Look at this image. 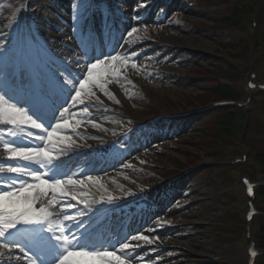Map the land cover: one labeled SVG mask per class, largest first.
<instances>
[{
	"label": "snow or ice",
	"instance_id": "snow-or-ice-1",
	"mask_svg": "<svg viewBox=\"0 0 264 264\" xmlns=\"http://www.w3.org/2000/svg\"><path fill=\"white\" fill-rule=\"evenodd\" d=\"M70 7L68 40L78 55H57L19 20L0 32V264H133L136 249L159 240L128 232L98 238L95 233L107 230L105 216L132 193L98 195L100 189L108 191L99 176L65 167L79 149L92 147L72 139L84 123L75 117L91 118L90 107L103 105L95 89L115 99L110 77L127 80L115 66L119 54L97 44L95 0H73ZM111 15L104 17L109 35L117 30ZM137 31L132 27L127 36ZM123 63L126 67L128 61ZM87 124L102 127L93 119Z\"/></svg>",
	"mask_w": 264,
	"mask_h": 264
},
{
	"label": "rangeland",
	"instance_id": "rangeland-1",
	"mask_svg": "<svg viewBox=\"0 0 264 264\" xmlns=\"http://www.w3.org/2000/svg\"><path fill=\"white\" fill-rule=\"evenodd\" d=\"M15 1L0 0L1 29L10 21V12L14 8ZM72 2L73 0H69L64 7L57 8L56 13L46 19L45 26L50 30L58 29L59 35H69L67 30L70 29V26L65 21L70 20ZM144 3H148V0H136L133 8L126 7V16L143 22L142 14L151 10V7H139ZM185 3L188 4L176 10L175 16L167 18L162 11H157L158 15L143 23V28L138 29L131 37L125 38L126 42L121 46V50L114 55L119 54L121 57L115 66L121 70L122 76H127V80L120 79L117 83L115 77H110L113 83L109 84L108 88L114 94L115 99L110 100L99 89H95L96 95L103 101V105L106 106V102L110 103V107L106 106L108 107L106 112L111 115L101 117L96 121L102 127L94 128L90 125H83V129H97L108 138L114 137L130 123L124 117L112 116L113 114L118 115L120 110H127L133 116L142 118L163 111H190L215 101L218 97L212 93V88L218 84L231 81H235L238 85L242 83L243 71L250 60L245 51L241 53L243 57L239 60L240 68L236 73L229 71L222 59L211 60V63L207 64L192 58L191 55L179 53L175 47L183 45V41L186 40L190 43L185 45L188 47L204 45L209 51L235 55L231 45L242 44L251 34L263 30V27L258 25L257 28H254L251 26V21H245L246 23L239 30L224 24L214 26L215 16H221L225 10L226 4L223 1L186 0ZM116 6L123 8L118 2ZM56 21H59L58 24ZM187 21H191V23L187 24ZM262 23H264V19L261 20L260 25ZM191 25L200 30L194 31ZM135 26L136 24L133 25V27ZM243 48L245 47L241 46V50ZM132 52L139 55L132 57ZM124 60L128 61L126 67L123 63ZM133 62L137 65L136 68L131 67ZM116 100L120 101L119 104L115 102ZM93 103L95 102L93 101ZM99 108L100 106L90 107L89 111L98 112ZM215 111L195 117V123L192 125L191 123H166L164 126L169 130L168 137L155 141L158 145L154 143L149 153L139 155L138 159L134 160L138 161L137 163L131 161L124 165L122 170L111 171L110 176L105 177L101 182L108 191L104 192L103 189H100L98 195L113 193L117 197H125L126 193L134 195L141 189L162 188V185H167L168 180L179 172L186 171L191 167L195 169L197 165L208 161L212 150L220 146L211 136L212 122L216 116L222 115L221 112L216 113ZM236 118L239 120V117ZM257 130L259 131L257 125L252 126L249 134L251 135ZM87 138L82 133L76 136L80 143H84ZM237 139H230L222 144L226 143V146L232 147ZM250 149L256 153L260 147L253 141ZM209 174L208 165H202L189 173V176L183 180L184 186L179 189L183 197L174 204L173 210H170L166 217L157 218V223L155 221L153 223L157 227L171 223L174 228L167 231L162 230L166 235L161 234L160 231V233L153 232L150 236V238L159 237V240L155 241V243H159L163 240V236L168 235L177 239L178 243L186 245L192 254L176 249L162 252L161 248L152 247L145 250L148 254L151 252L149 258L138 261L140 254L133 264L138 262L143 264H178L182 261L187 264H211L209 262L210 255L223 250L226 245L222 244L221 239L226 240L227 229L222 228L221 223L215 222L223 205L214 206L215 200H210L211 192L215 188L204 182ZM229 186L227 183L217 185L220 192L233 189ZM235 189L239 190L238 187ZM92 192L97 193L95 186L92 187ZM238 197L240 204L243 199L241 194ZM242 207L241 203L239 208L243 209ZM244 245L243 242L234 249L229 248L226 251L230 257L229 260L241 264V260L244 258Z\"/></svg>",
	"mask_w": 264,
	"mask_h": 264
},
{
	"label": "trees",
	"instance_id": "trees-1",
	"mask_svg": "<svg viewBox=\"0 0 264 264\" xmlns=\"http://www.w3.org/2000/svg\"><path fill=\"white\" fill-rule=\"evenodd\" d=\"M255 11V5L251 4V3H246V5L242 6V7H233L232 8V12L230 13L231 15L224 20V22H227V24H231V25H238L241 22V19L243 17V15L246 14H253ZM257 14L259 15H263L264 16V3L260 6H258L257 8ZM239 15V16H238ZM222 20V19H221ZM222 20V21H223ZM255 45L257 47V49L262 50L263 49V54H264V37L263 36H259L257 39H255ZM216 93L217 95L221 96V97H227V98H236L237 95V91L235 89H233L230 86L224 85V86H219L218 88H216ZM234 111H230V110H226L224 111V114H222L221 116H218L215 119V122L213 123V134L212 137H214L215 139H229L231 137H236L237 136V130H238V123L237 125H234V123L232 122V117H233ZM241 118V116H240ZM242 126V124H241ZM218 152H212V155H216ZM260 159L264 160V154H260L258 156ZM262 195H264V192H262ZM260 240L261 242H264V232L261 230L260 231Z\"/></svg>",
	"mask_w": 264,
	"mask_h": 264
},
{
	"label": "bare ground",
	"instance_id": "bare-ground-1",
	"mask_svg": "<svg viewBox=\"0 0 264 264\" xmlns=\"http://www.w3.org/2000/svg\"><path fill=\"white\" fill-rule=\"evenodd\" d=\"M184 43H185V45H186V44H188L189 42H187L186 40H184L182 44H184ZM200 47H201V46H200ZM202 47H205V46H202ZM0 158L3 159L2 157H0ZM164 243H166V244H167V243H169V244H173V243H176V241H174V240L171 239V238H166Z\"/></svg>",
	"mask_w": 264,
	"mask_h": 264
}]
</instances>
